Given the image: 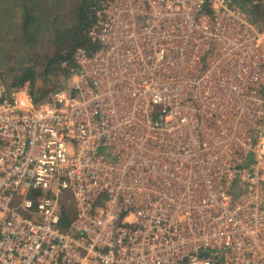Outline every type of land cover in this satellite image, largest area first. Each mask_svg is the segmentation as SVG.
I'll return each mask as SVG.
<instances>
[{"label": "built area", "instance_id": "built-area-1", "mask_svg": "<svg viewBox=\"0 0 264 264\" xmlns=\"http://www.w3.org/2000/svg\"><path fill=\"white\" fill-rule=\"evenodd\" d=\"M92 10L65 85L0 80V264H264V24L241 0Z\"/></svg>", "mask_w": 264, "mask_h": 264}, {"label": "rangeland", "instance_id": "rangeland-1", "mask_svg": "<svg viewBox=\"0 0 264 264\" xmlns=\"http://www.w3.org/2000/svg\"><path fill=\"white\" fill-rule=\"evenodd\" d=\"M25 0H14L9 3L8 0H0L2 3L1 7L8 10L7 7L18 8ZM79 0H66V3L61 7V10L56 16V11L53 10L54 0L46 1L43 3L45 10L47 11V16L41 23L38 22L37 29L39 31L38 35L41 37V43L33 48L29 46L27 49V59H25L24 53L21 49L23 46L22 40L18 39L19 29L13 31L12 25L8 24L5 28L3 24H0V80L6 85L9 82V73L12 74L13 70L24 71L28 66V62L31 60V69L33 70V85L34 94L37 98L44 99L48 96L50 92L55 89L61 88L65 85L67 81L66 71L60 68L59 60L56 59L52 63L51 68L47 67L48 62L51 59L57 58L59 55L64 56L71 49V43L68 41L65 34L62 33L63 30L68 28V25L72 24L74 20L73 10L74 4ZM95 3V0L93 1ZM92 4V6L94 5ZM10 4V5H9ZM2 14V8L0 9ZM70 14V16H69ZM57 17V18H56ZM54 18L57 20V30L52 28ZM3 40V42H2ZM17 40V41H15ZM2 42V43H1ZM25 52V51H24ZM37 53L39 55H37ZM29 89V88H28Z\"/></svg>", "mask_w": 264, "mask_h": 264}, {"label": "trees", "instance_id": "trees-1", "mask_svg": "<svg viewBox=\"0 0 264 264\" xmlns=\"http://www.w3.org/2000/svg\"><path fill=\"white\" fill-rule=\"evenodd\" d=\"M11 1L14 0H8L7 3ZM46 1L50 2V0H25L18 8L13 7L10 9V7H7L8 10H5L3 7H1L2 3L0 2V9L2 8L3 11L2 14L0 13V24L2 25L4 22L3 26L5 28L8 27V24L12 25L13 31L19 29L20 32L18 39H21L23 46L27 47L26 49L24 47H22L21 49L19 48V50L24 53L25 59H27L28 53L26 54V52L28 47L33 46L34 48L41 43L42 39L37 32L39 31L37 29V24L38 22L41 23L43 20H45L44 18H46L47 16V11L45 10L46 5H43V3H45ZM93 1L94 0H79L76 4H74L75 8L73 10L72 16L74 17V20H72L73 23L68 25V28L62 31V33L66 35L68 41L71 43L72 47L70 51L64 56L59 55L57 58L51 59V61L48 62L47 67L51 66L54 60L58 59L60 68L65 70L67 75L68 68L67 66H63L62 63L65 62L66 65L72 64L71 57L77 48H83L87 50V52H93V50H95V46L90 42V39L87 36V29L94 20V12L92 10L94 6H92V4L94 3ZM65 3L66 0H54L53 10L56 11V16H58V12L61 10V7ZM241 3H243L252 18L259 20L264 24V5L253 6L250 5V2L247 0H241ZM56 21L57 20L54 18L51 27L58 31ZM7 22L9 23L5 24ZM37 55L39 54L37 53ZM30 62L31 60L28 62V66L24 69V71H21L19 69L13 70L12 74L9 73V75H7V79L9 76V82L7 86L9 88L28 86L30 95H32L35 100H41V97L37 98L35 96L36 94H34V81L32 77L33 70L31 69ZM69 219L70 218L68 213L64 212L61 218L63 227H66L69 224Z\"/></svg>", "mask_w": 264, "mask_h": 264}]
</instances>
